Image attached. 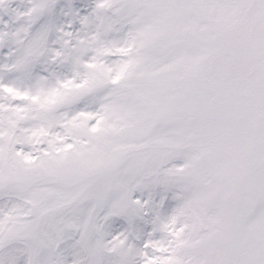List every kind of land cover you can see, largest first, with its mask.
<instances>
[{
	"label": "snow or ice",
	"instance_id": "obj_1",
	"mask_svg": "<svg viewBox=\"0 0 264 264\" xmlns=\"http://www.w3.org/2000/svg\"><path fill=\"white\" fill-rule=\"evenodd\" d=\"M0 264H264V0H0Z\"/></svg>",
	"mask_w": 264,
	"mask_h": 264
}]
</instances>
